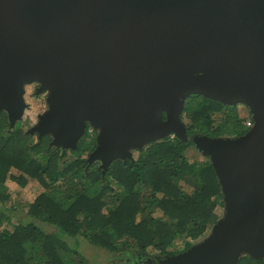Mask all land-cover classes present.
<instances>
[{
	"label": "water",
	"instance_id": "water-1",
	"mask_svg": "<svg viewBox=\"0 0 264 264\" xmlns=\"http://www.w3.org/2000/svg\"><path fill=\"white\" fill-rule=\"evenodd\" d=\"M33 82L48 107L29 132L77 148L92 126L89 160L104 173L154 140H188L192 94L248 106L245 133L192 136L223 193L210 234L145 263L264 258V0H0V112L10 127Z\"/></svg>",
	"mask_w": 264,
	"mask_h": 264
},
{
	"label": "trees",
	"instance_id": "trees-1",
	"mask_svg": "<svg viewBox=\"0 0 264 264\" xmlns=\"http://www.w3.org/2000/svg\"><path fill=\"white\" fill-rule=\"evenodd\" d=\"M237 106L192 94L183 112L188 140L177 135L154 140L133 159L113 161L105 173L99 161L89 160L96 146L89 126L77 148H58L50 135L33 140L21 120L10 127L1 111L0 201L9 198V177L21 185L37 178L44 189L29 203L25 220L13 222L0 209V264H80L84 257L66 238L79 234L109 251L187 249L218 221L224 206L212 161L187 153L195 145L192 136L245 133L248 118ZM14 167L18 174H11ZM5 220L13 227H1ZM239 264H264V258L244 254Z\"/></svg>",
	"mask_w": 264,
	"mask_h": 264
},
{
	"label": "rangeland",
	"instance_id": "rangeland-1",
	"mask_svg": "<svg viewBox=\"0 0 264 264\" xmlns=\"http://www.w3.org/2000/svg\"><path fill=\"white\" fill-rule=\"evenodd\" d=\"M37 82L30 83L26 86L25 98L28 106L25 109L23 118V129L31 134L32 139L36 140L38 138V133H30L29 129L37 123L39 120V114L43 113L48 107L47 103V94L43 91L37 93ZM238 110L240 115L244 117H250L251 112L248 106L245 104H238ZM186 120V119H185ZM10 126V125H9ZM89 135L97 136V130L89 128ZM191 159H205L208 157L202 150H200L196 145H191L187 151ZM138 154V150L134 151L135 157ZM209 158V157H208ZM18 174L19 170L15 167L12 168L11 174ZM7 191L9 193V198L5 202L0 201V209L5 208L6 213L11 216L13 222H20L25 220L27 217L29 203L32 202L36 196L44 189L43 184L33 177H29L28 182L25 185H21L12 177L7 179ZM223 209V208H222ZM46 226V224H44ZM1 227H13L12 221L5 220ZM213 225L209 227L205 233L195 239L194 242H199L206 238L211 230ZM70 247L79 251L84 257L83 262L80 264H126L127 255L123 251H109L104 247L98 246L91 243L81 234L77 236H67L66 237ZM180 247H183V244L179 242ZM71 250V249H70ZM151 253H154L155 249H150ZM76 256V260H80V256L77 252H73Z\"/></svg>",
	"mask_w": 264,
	"mask_h": 264
},
{
	"label": "flooded vegetation",
	"instance_id": "flooded-vegetation-1",
	"mask_svg": "<svg viewBox=\"0 0 264 264\" xmlns=\"http://www.w3.org/2000/svg\"><path fill=\"white\" fill-rule=\"evenodd\" d=\"M123 253H126V255H127V262H130V263H133V264H143V263L146 264L145 260L147 258L156 257V256H159V255H164V254H160V253H157V252L150 253L149 251H143V252L123 251Z\"/></svg>",
	"mask_w": 264,
	"mask_h": 264
},
{
	"label": "built area",
	"instance_id": "built-area-1",
	"mask_svg": "<svg viewBox=\"0 0 264 264\" xmlns=\"http://www.w3.org/2000/svg\"><path fill=\"white\" fill-rule=\"evenodd\" d=\"M247 124L250 125V126L253 125V120H252L251 117L248 118V120H247ZM91 128H92V127H91Z\"/></svg>",
	"mask_w": 264,
	"mask_h": 264
},
{
	"label": "clouds",
	"instance_id": "clouds-1",
	"mask_svg": "<svg viewBox=\"0 0 264 264\" xmlns=\"http://www.w3.org/2000/svg\"><path fill=\"white\" fill-rule=\"evenodd\" d=\"M241 104V103H240ZM238 105V104H237ZM251 118H252V115L250 116ZM247 118H249V117H247ZM252 120H253V118H252ZM253 122H254V120H253ZM90 127H92V126H89V128ZM251 127V126H250ZM88 128V127H87ZM93 128V127H92ZM94 129V128H93ZM87 130V129H86ZM96 161H98V160H96ZM195 243V242H194Z\"/></svg>",
	"mask_w": 264,
	"mask_h": 264
}]
</instances>
